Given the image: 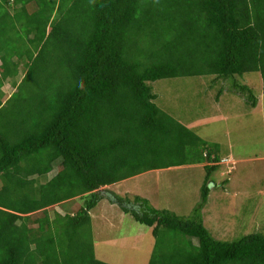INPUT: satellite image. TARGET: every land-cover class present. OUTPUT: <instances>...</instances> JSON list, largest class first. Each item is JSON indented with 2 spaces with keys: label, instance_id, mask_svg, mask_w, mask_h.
<instances>
[{
  "label": "trees",
  "instance_id": "trees-1",
  "mask_svg": "<svg viewBox=\"0 0 264 264\" xmlns=\"http://www.w3.org/2000/svg\"><path fill=\"white\" fill-rule=\"evenodd\" d=\"M252 72L264 90V0H0V92L15 88L0 95V264H116L95 249L104 200L152 228L145 264H264L263 219L235 240L205 223L213 163L232 151L163 111L153 88L211 75L218 100L236 90L255 108L239 79ZM197 163L209 164L187 217L102 189Z\"/></svg>",
  "mask_w": 264,
  "mask_h": 264
},
{
  "label": "rangeland",
  "instance_id": "rangeland-1",
  "mask_svg": "<svg viewBox=\"0 0 264 264\" xmlns=\"http://www.w3.org/2000/svg\"><path fill=\"white\" fill-rule=\"evenodd\" d=\"M24 74L22 71L17 80ZM212 78L206 75L163 79L154 82L153 88L158 95L156 103L163 111L205 140L224 144L232 151L227 160L222 158L213 163L218 169L210 180L217 187L211 188L209 203L203 210L205 223L216 238L235 240L254 232V223L259 225L257 219L264 220V203H260L264 201V90L260 72H252L239 79L254 88L258 97L255 108L236 90L226 91L218 100L223 81L212 83ZM14 90L10 81H6L7 96ZM17 102L15 99L11 106L16 107ZM207 164L165 168L123 181L108 190L140 195L157 209H168L187 217L201 201ZM222 183H226L225 188ZM104 207L100 204L98 208ZM113 208L118 209V206L115 204ZM94 211L93 216L100 223L111 219L97 217L98 210ZM113 221L115 226L109 228L105 222L100 227L105 230H97V254L116 264H145L156 240L152 228L135 221L131 214H117Z\"/></svg>",
  "mask_w": 264,
  "mask_h": 264
},
{
  "label": "crops",
  "instance_id": "crops-1",
  "mask_svg": "<svg viewBox=\"0 0 264 264\" xmlns=\"http://www.w3.org/2000/svg\"><path fill=\"white\" fill-rule=\"evenodd\" d=\"M2 91L6 94V92L4 91V86L2 87ZM11 94L12 93H10V95L9 96H7V94H6V99L7 98H9L10 96H11ZM233 157H234V155H233ZM225 158V160H227L229 157L227 156V157H224ZM235 158V157H234ZM237 159V158H236ZM159 171V170H158ZM151 172H156V171H149V172H147V173H143V174H141V175H146V174H148V173H151ZM141 175H138V176H141ZM138 176H136V177H138ZM134 177H132V179H133ZM130 180V179H129ZM125 181V180H124ZM128 181V180H127ZM123 182V181H122ZM126 182V181H125ZM121 184V182H119V183H116V184H113V185H109V186H105V187H103L102 189H104V188H106V189H109L110 187H114V186H118V185H120ZM117 194H120V195H122V194H126V191L124 192V193H118L117 192ZM103 202H106V203H109V204H104ZM100 204H102V205H104L105 207L103 208V209H101V210H99V206H100ZM99 205H98V207H96L94 210H98V211H96V215H97V217H100V215L103 217H106V216H109L111 219L110 220H108L107 222H106V220H104L103 222H99L97 219L95 220V217L93 216V212H95L94 210L92 211V216H93V227H94V232H95V249H96V251H97V244H98V242L99 241H97L96 240V233H97V230H99V231H104L105 230V228H102V229H100V227L106 222V223H108V227L109 228H111V227H113V226H115V223H114V216L115 215H117V214H119V215H122V216H124L125 215V213L122 211V209L118 206V209H115V208H113L114 206H115V204H111L110 202H108V200H104V201H102L101 203H100ZM106 209V213H104V210ZM101 218V217H100ZM106 242V241H105ZM108 242H110V241H108ZM107 244H111V243H107ZM98 255V254H97Z\"/></svg>",
  "mask_w": 264,
  "mask_h": 264
}]
</instances>
